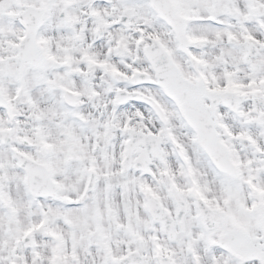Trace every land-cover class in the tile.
Segmentation results:
<instances>
[{
	"label": "snow or ice",
	"instance_id": "1",
	"mask_svg": "<svg viewBox=\"0 0 264 264\" xmlns=\"http://www.w3.org/2000/svg\"><path fill=\"white\" fill-rule=\"evenodd\" d=\"M0 264H264V0H0Z\"/></svg>",
	"mask_w": 264,
	"mask_h": 264
}]
</instances>
